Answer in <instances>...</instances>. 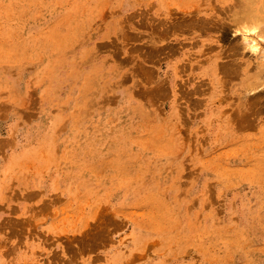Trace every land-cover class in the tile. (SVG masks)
I'll return each mask as SVG.
<instances>
[{
	"label": "rangeland",
	"instance_id": "374dc122",
	"mask_svg": "<svg viewBox=\"0 0 264 264\" xmlns=\"http://www.w3.org/2000/svg\"><path fill=\"white\" fill-rule=\"evenodd\" d=\"M263 12L0 0V264H264Z\"/></svg>",
	"mask_w": 264,
	"mask_h": 264
},
{
	"label": "bare ground",
	"instance_id": "6f19581e",
	"mask_svg": "<svg viewBox=\"0 0 264 264\" xmlns=\"http://www.w3.org/2000/svg\"><path fill=\"white\" fill-rule=\"evenodd\" d=\"M249 2H250V1H249ZM249 2H248V3H249ZM252 9H253V8H252ZM261 10H262V9H261ZM248 12H249V11H248ZM261 12H262V11H261ZM263 13H264V12H263ZM255 14H256V13H255ZM233 16H234V15H233ZM258 17H259V16H258ZM246 18H247V17H246ZM246 18H245V19H246ZM263 19H264V18H263ZM258 20H259V19H258ZM258 22H259V21H258ZM249 23H250V22H249ZM259 23H260V22H259Z\"/></svg>",
	"mask_w": 264,
	"mask_h": 264
},
{
	"label": "crops",
	"instance_id": "0c3cea01",
	"mask_svg": "<svg viewBox=\"0 0 264 264\" xmlns=\"http://www.w3.org/2000/svg\"><path fill=\"white\" fill-rule=\"evenodd\" d=\"M45 187L44 181H43V188Z\"/></svg>",
	"mask_w": 264,
	"mask_h": 264
}]
</instances>
